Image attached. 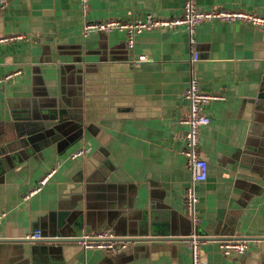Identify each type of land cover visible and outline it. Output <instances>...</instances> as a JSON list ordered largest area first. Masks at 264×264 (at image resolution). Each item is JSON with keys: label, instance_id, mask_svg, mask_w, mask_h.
Listing matches in <instances>:
<instances>
[{"label": "crops", "instance_id": "0c3cea01", "mask_svg": "<svg viewBox=\"0 0 264 264\" xmlns=\"http://www.w3.org/2000/svg\"><path fill=\"white\" fill-rule=\"evenodd\" d=\"M182 1L89 0L83 12L80 0H11L0 9V38L23 36L0 42V79L17 72L0 84V240L10 239L0 241V264H191L180 120L192 74L202 92L226 97L209 102L199 127L207 178L196 186V232L212 239L201 249L207 264H264V28L214 21L196 27L194 42L183 27L154 28L135 32L130 47L123 30L83 32L89 22L176 16ZM192 1L264 15V0ZM36 106L73 118L26 132L19 122ZM107 228L130 238L123 251L72 241ZM34 231L42 238L22 241ZM220 238H245L246 251L224 255Z\"/></svg>", "mask_w": 264, "mask_h": 264}, {"label": "built area", "instance_id": "2783aa9c", "mask_svg": "<svg viewBox=\"0 0 264 264\" xmlns=\"http://www.w3.org/2000/svg\"><path fill=\"white\" fill-rule=\"evenodd\" d=\"M11 0H0V9H4ZM89 0H80L83 12L88 8ZM218 22H241L255 27L264 28V15L249 13L241 10H229L218 7L199 8L192 0L182 1V10L179 15L170 17H154L147 15L142 19L130 21L106 20L102 22H89L83 27L85 34L91 31H110L113 29L123 30L127 33V45L132 46V36L135 32L154 28L174 29L183 27L189 34L190 42H194L196 27L200 24ZM23 36L14 35L0 38V42L20 40ZM144 56L138 57V61L144 60ZM197 60V54H193V62ZM17 74L11 73L0 79V84ZM183 98L187 102L188 111L180 121L187 126L182 134L183 148L181 153L185 159L187 169L190 173V182L183 192L185 209L193 225V231L187 236V244L191 255V264H207L206 256L201 246L210 238H204L196 232L199 217L196 214L198 195L196 186L207 178V162L200 156L199 148V127L209 123L210 119L206 107L214 100H225L224 94H209L202 92L196 77L192 74L187 88L184 90ZM84 156V149L74 151L70 158ZM55 172V169L48 172L39 184L23 197L26 200L30 195L37 192L46 180ZM42 235L39 231H34L25 236V239L37 240ZM82 248H99L110 253H119L126 248L127 241L116 238L112 229L107 228L96 232L92 236L82 235L76 239ZM224 255L231 252L243 254L246 251L247 241L242 239L220 238L215 239Z\"/></svg>", "mask_w": 264, "mask_h": 264}, {"label": "water", "instance_id": "95a60500", "mask_svg": "<svg viewBox=\"0 0 264 264\" xmlns=\"http://www.w3.org/2000/svg\"><path fill=\"white\" fill-rule=\"evenodd\" d=\"M48 107L52 108L54 106L51 105V106H47V108ZM47 108H41L40 106H36L24 119L20 120L19 123H21V124L19 125V127L23 128L26 132H29L30 129L33 128L34 130L32 132H34V131L38 130L39 128H42V127H45L46 125H49L48 122L42 123L43 119L45 121H47V120L57 121L58 118L60 120H63V119H66V118H73L70 115H65L64 112L63 113L62 112H58L59 115H54V112H52L51 114L48 115V113H47L48 109ZM122 229L123 230H122L121 234H123V235L126 234V233H124V225H123ZM119 239L129 241L128 239H130V238H119ZM150 239H153V238H150ZM183 239L187 240V238H183ZM26 240H30V239H22V241H26ZM37 240H39V239H37ZM260 240H264V237L260 238ZM0 241L6 242V241H10V239H7V240L3 239V240H0ZM31 241H33V240H31ZM53 241H62V239L58 238V239H54ZM72 241H76V239L72 240Z\"/></svg>", "mask_w": 264, "mask_h": 264}]
</instances>
